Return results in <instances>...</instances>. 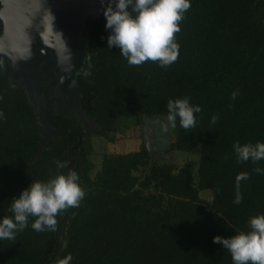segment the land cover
I'll list each match as a JSON object with an SVG mask.
<instances>
[{"label":"trees","instance_id":"16d2710c","mask_svg":"<svg viewBox=\"0 0 264 264\" xmlns=\"http://www.w3.org/2000/svg\"><path fill=\"white\" fill-rule=\"evenodd\" d=\"M190 4L176 34L179 58L168 67L130 66L119 48L107 47L103 13L92 19V75L80 79L79 104L96 133L114 140L111 134L149 119L166 122L168 101L187 97L202 111L189 132L177 119L168 151L198 154L197 167L158 158L143 140L136 150L105 153L97 169L86 120L56 112L51 101L57 136L45 140L27 87L0 59V220L13 216L12 198L33 181L74 170L86 192L79 207L57 217L55 231L33 230L30 217L15 240L0 239V264H56L69 254L71 264H234L213 237L248 232L250 218L264 215V174L254 171L264 160L238 162L233 147L264 142V0ZM241 172L250 178L236 204Z\"/></svg>","mask_w":264,"mask_h":264},{"label":"clouds","instance_id":"9594fccd","mask_svg":"<svg viewBox=\"0 0 264 264\" xmlns=\"http://www.w3.org/2000/svg\"><path fill=\"white\" fill-rule=\"evenodd\" d=\"M105 17V28L109 31L107 47L119 48L120 54L130 66H141L146 62L168 67L179 58L176 34L181 31L180 22L191 7L190 0H101ZM238 91H234L235 99ZM165 122H158L160 130L167 132L169 126L180 127L189 132L196 127L195 113L202 111L199 105L190 104L187 97L169 100ZM216 116L212 117L215 124ZM238 162L253 164L264 160V142L234 144ZM58 169L67 167L66 162L56 161ZM255 172L264 174L259 167ZM247 172L236 176L234 202L241 203L239 191L241 181L249 179ZM219 191V189H218ZM86 192L79 184V175L74 170L60 173L46 182L33 181L22 192L13 197L10 210L13 216L0 220V239L15 240L16 234L28 227L29 218H35L31 227L37 232L55 231L57 217L68 208L79 207ZM251 230L239 232L231 237L216 235L213 243L220 244L231 254L234 264H264V215L249 220ZM71 254L56 261V264H71Z\"/></svg>","mask_w":264,"mask_h":264},{"label":"rangeland","instance_id":"374dc122","mask_svg":"<svg viewBox=\"0 0 264 264\" xmlns=\"http://www.w3.org/2000/svg\"><path fill=\"white\" fill-rule=\"evenodd\" d=\"M106 2L107 0H105V4ZM68 5V0H0V56H2L1 58L4 56L10 58L15 71L14 83L29 88L33 105L45 128V140L57 136L49 125L47 115V111L51 109L52 98L49 91L52 89L54 92L56 91L54 99L56 107H53L56 112H66L77 116L80 120H86L89 128L86 145L91 144L93 148L91 159L99 169L105 153L138 149L146 138L145 124L125 130L121 129L117 133L111 134L114 140L101 137L96 133V124L84 114L79 104L80 79L92 75L87 40L85 48H83L82 41L69 40L65 34L69 18ZM102 8L101 0H82L80 2V9H83L85 20L99 16L103 13ZM9 14L20 16L16 21V27L19 25L20 27L17 28L15 37L11 35L13 27ZM13 26L15 27V24ZM15 38L19 40L21 51L17 47L13 51L8 50L7 46L16 44ZM83 51L87 53L84 58ZM11 52L16 55L12 56ZM20 58L22 61H19ZM15 61L16 63L19 61L18 69ZM65 66L72 72V75L70 74L64 80L62 79L63 74L60 72ZM51 75L54 76L53 81L50 79ZM36 80L40 82L39 85ZM62 80L64 81L62 82ZM45 90L47 94H45ZM48 100H50L49 109H47ZM158 122L165 121L162 119L147 121L152 128V133L148 137L153 140L152 147L155 156L172 162L178 167L184 164H192L197 167L199 164L198 154L188 151H168L173 140L169 131L171 126H169V133H167L168 131L165 133L160 130ZM210 193L207 190L201 196L204 199H209Z\"/></svg>","mask_w":264,"mask_h":264},{"label":"water","instance_id":"95a60500","mask_svg":"<svg viewBox=\"0 0 264 264\" xmlns=\"http://www.w3.org/2000/svg\"><path fill=\"white\" fill-rule=\"evenodd\" d=\"M82 0H68L69 2V5L67 7V11L69 13V18H68V25H67V29H66V35L68 37L69 40H79V41H82L83 42V48H85V43H86V40H87V48H88V41H89V31H88V24L89 22L94 19V18H91V19H87L85 20L84 19V12L80 9V2ZM87 1V0H85ZM94 2V1H93ZM85 4V3H83ZM92 7V6H91ZM90 9V8H88ZM83 12V13H82ZM102 14V13H101ZM100 14V15H101ZM99 15V16H100ZM20 17L18 16L17 14L14 15V14H9V19L11 20L12 22V32H11V35L13 37L16 36V33H17V28L20 27V25L18 27H16V24H17V18ZM98 17V16H97ZM95 17V18H97ZM15 24V27L13 26ZM19 30V29H18ZM10 37V36H9ZM11 37V38H13ZM16 39V38H15ZM16 44H12V45H9L7 46L9 49V51H13V49L16 47L20 50V46H19V40H15ZM21 44V43H20ZM88 50V49H87ZM21 51V50H20ZM15 53V52H14ZM12 56H15L16 54H13L12 52L10 53ZM87 54L83 51V58H84V55ZM11 56V57H12ZM2 56H0V59H7L10 61V58L8 56H4L3 58H1ZM19 61H22V59L20 58ZM19 61L18 63H16V68L18 69V64H19ZM11 62V61H10ZM12 64V63H11ZM13 66V64H12ZM16 69V70H17ZM14 71V70H13ZM18 71V70H17ZM63 74V78L62 79H66L70 76V74L72 75V72L66 68V66L63 68V71L60 72ZM53 74V73H52ZM14 75H15V71H14ZM65 75H67V77H65ZM15 77V76H14ZM53 81L54 79V76L51 75L50 76ZM38 79V78H37ZM43 79V78H42ZM62 80V82L64 81ZM36 83H38V85L40 84V82L38 80H36ZM28 89V92H29V88ZM30 94V93H29ZM45 94H47L46 90H45ZM31 97V96H30ZM32 99V98H31ZM33 101V100H32ZM49 105H50V100H48V105H47V109H49ZM85 114V113H84ZM47 115H48V118L49 117V112L47 111ZM152 133V128L150 127V125L146 122L145 123V135H146V138H145V142H146V145L149 147V149L151 150V152L153 153V147H152V143H153V140L151 138H149V134Z\"/></svg>","mask_w":264,"mask_h":264},{"label":"flooded vegetation","instance_id":"af4514ba","mask_svg":"<svg viewBox=\"0 0 264 264\" xmlns=\"http://www.w3.org/2000/svg\"><path fill=\"white\" fill-rule=\"evenodd\" d=\"M45 86H46V85H45ZM55 92H56V91H55ZM55 92L53 91V89L49 91V93H50V97L52 96L51 98H52V102H53V104H55V100H54V99H55V96H56V93H55ZM54 108H55V105H54ZM54 108H53V109H54ZM54 110H55V109H54Z\"/></svg>","mask_w":264,"mask_h":264}]
</instances>
